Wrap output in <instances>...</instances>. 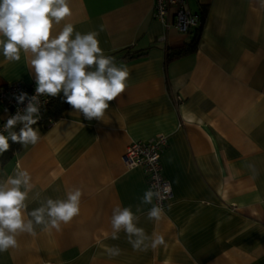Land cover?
I'll return each instance as SVG.
<instances>
[{
	"label": "crops",
	"instance_id": "obj_1",
	"mask_svg": "<svg viewBox=\"0 0 264 264\" xmlns=\"http://www.w3.org/2000/svg\"><path fill=\"white\" fill-rule=\"evenodd\" d=\"M152 3L70 0L72 15L60 27L68 22L87 33L103 26L100 47L127 66L129 86L103 120L68 107L33 126L41 135L35 146L13 144L0 161V177L17 165L28 170L41 198H64L73 187L84 193L79 216L59 232L21 234L0 264H264V7L260 0H186L203 21L195 49L184 52L195 30L179 32L171 16L164 25ZM173 50L182 53L167 60ZM14 81L35 84L28 57L8 62L0 53V85ZM7 116L0 103V123ZM159 134L167 136L161 164L172 195L154 221L147 219L152 205L141 203L145 172L125 166L122 154L130 142ZM116 206L131 207L138 226L164 243L137 251L124 232L113 240ZM111 246L119 256L107 254Z\"/></svg>",
	"mask_w": 264,
	"mask_h": 264
},
{
	"label": "clouds",
	"instance_id": "obj_2",
	"mask_svg": "<svg viewBox=\"0 0 264 264\" xmlns=\"http://www.w3.org/2000/svg\"><path fill=\"white\" fill-rule=\"evenodd\" d=\"M264 7V0H260ZM72 15L70 0H0V53L8 62L21 60V52L28 57V66L35 77V95L25 92L15 96L18 104H27L8 116L0 131V155L9 150V140L23 147L35 146L41 139V119L38 98L41 95L57 97L84 119L103 120L109 102L125 92L130 76L127 66L116 63L113 56L105 55L98 39L99 31L81 33L72 23L62 22ZM22 124L19 132L14 128ZM6 133V134H5ZM32 176L26 169L15 168L13 174L0 177V253L19 247L18 236L35 237L42 231H61L79 216L83 190L73 187L64 198H41ZM171 193L170 185L153 184L141 198L142 204H151L147 219L159 221L164 209L153 204ZM38 207L29 210V204ZM140 212L138 206L136 209ZM140 217L131 207L116 206L111 215V238L119 239L124 232L134 250L145 251L164 243L163 238L149 236L139 227ZM111 257L119 256L116 246L106 247Z\"/></svg>",
	"mask_w": 264,
	"mask_h": 264
},
{
	"label": "built area",
	"instance_id": "obj_3",
	"mask_svg": "<svg viewBox=\"0 0 264 264\" xmlns=\"http://www.w3.org/2000/svg\"><path fill=\"white\" fill-rule=\"evenodd\" d=\"M152 16L167 25L168 16L172 17L173 26L182 33L202 24L201 15L197 12H191L186 7V0H152ZM36 84H26L21 81H14L4 85H0V103L8 110V116L14 115L17 109H23L24 104H18L15 96L21 92L27 93L29 96L35 95ZM40 110L49 102L50 96L41 95L39 98ZM7 116V118H8ZM6 118V119H7ZM6 119L0 123V131L3 130V124ZM38 125V123L36 124ZM22 126L18 124L17 127ZM35 126V125H33ZM167 144V136L159 134L148 140H136L130 142L123 154L122 161L128 168L140 166L146 175V184L148 189L157 184L163 187L170 185L169 181L162 173L161 154ZM171 187V186H170ZM170 195L162 201L153 199V204H159L162 208L167 204Z\"/></svg>",
	"mask_w": 264,
	"mask_h": 264
},
{
	"label": "trees",
	"instance_id": "obj_4",
	"mask_svg": "<svg viewBox=\"0 0 264 264\" xmlns=\"http://www.w3.org/2000/svg\"><path fill=\"white\" fill-rule=\"evenodd\" d=\"M201 15V19L203 21V15L202 13H199ZM202 25V24H201ZM200 26L194 28L195 32L193 35V38L191 39V41L188 43L187 48L185 49L184 52H190L193 51L196 47V43H197V39H198V32L200 29ZM182 52L181 50H173L170 51L166 54V58L167 60H170L178 55H180ZM135 56L133 54H125L124 58L126 57H132ZM70 107V105H68L64 99H63V94L61 93L59 96L57 97H50L49 102L40 110L41 112V119L38 121V125L39 126H45L46 124H48L49 122L58 119L60 116H62V113L68 108ZM22 126H19L17 128L16 132H19V129ZM9 144H10V148L9 150H7L6 152H4V154L2 155V157L0 158V161H3V159L6 157L7 154L10 153V150L12 148L13 144H18L15 142H12L11 140H9Z\"/></svg>",
	"mask_w": 264,
	"mask_h": 264
}]
</instances>
